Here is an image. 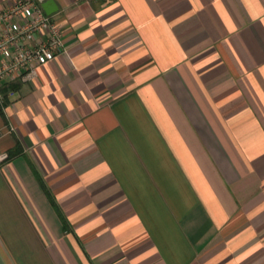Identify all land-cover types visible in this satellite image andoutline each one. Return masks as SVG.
I'll use <instances>...</instances> for the list:
<instances>
[{
  "label": "crops",
  "instance_id": "0c3cea01",
  "mask_svg": "<svg viewBox=\"0 0 264 264\" xmlns=\"http://www.w3.org/2000/svg\"><path fill=\"white\" fill-rule=\"evenodd\" d=\"M54 1L64 52L0 106V264H264V0Z\"/></svg>",
  "mask_w": 264,
  "mask_h": 264
},
{
  "label": "built area",
  "instance_id": "2783aa9c",
  "mask_svg": "<svg viewBox=\"0 0 264 264\" xmlns=\"http://www.w3.org/2000/svg\"><path fill=\"white\" fill-rule=\"evenodd\" d=\"M64 50L63 34L40 0L0 4V106L13 95L11 86L35 80L39 68ZM9 161V153L0 149V166Z\"/></svg>",
  "mask_w": 264,
  "mask_h": 264
},
{
  "label": "water",
  "instance_id": "95a60500",
  "mask_svg": "<svg viewBox=\"0 0 264 264\" xmlns=\"http://www.w3.org/2000/svg\"><path fill=\"white\" fill-rule=\"evenodd\" d=\"M47 15H53L58 11V6L54 0H40Z\"/></svg>",
  "mask_w": 264,
  "mask_h": 264
}]
</instances>
